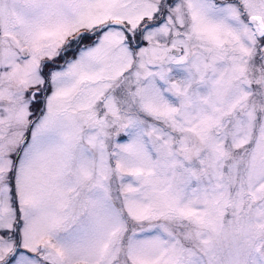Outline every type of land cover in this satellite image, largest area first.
<instances>
[{
    "label": "snow or ice",
    "instance_id": "6c2138e0",
    "mask_svg": "<svg viewBox=\"0 0 264 264\" xmlns=\"http://www.w3.org/2000/svg\"><path fill=\"white\" fill-rule=\"evenodd\" d=\"M0 264H264V0H0Z\"/></svg>",
    "mask_w": 264,
    "mask_h": 264
}]
</instances>
